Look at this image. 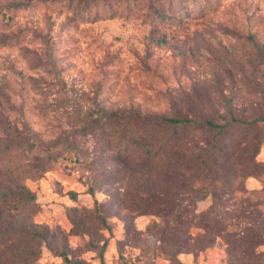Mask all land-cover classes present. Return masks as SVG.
<instances>
[{"label": "rangeland", "instance_id": "obj_1", "mask_svg": "<svg viewBox=\"0 0 264 264\" xmlns=\"http://www.w3.org/2000/svg\"><path fill=\"white\" fill-rule=\"evenodd\" d=\"M1 139L0 264H264V0H0Z\"/></svg>", "mask_w": 264, "mask_h": 264}, {"label": "trees", "instance_id": "obj_2", "mask_svg": "<svg viewBox=\"0 0 264 264\" xmlns=\"http://www.w3.org/2000/svg\"><path fill=\"white\" fill-rule=\"evenodd\" d=\"M233 120L237 121L235 118ZM256 122L255 120L249 124H256ZM195 124H197L196 120L186 116L153 118L139 112L135 113L132 110L109 112L104 109L99 112V115L93 121V127L98 131L104 148L112 146L114 140H117L116 146L118 148L127 151L128 147L132 145L138 150H143L148 158L153 157L165 146H173L174 138L166 136L169 128L175 127L178 129ZM200 124L208 128H218L219 132H223L229 125H232L231 122L215 124L209 120ZM176 129L175 133L178 131ZM2 147L8 149L6 143L2 144ZM130 151L132 149H129ZM72 196L76 197L77 194L72 192ZM7 201H10V199Z\"/></svg>", "mask_w": 264, "mask_h": 264}]
</instances>
